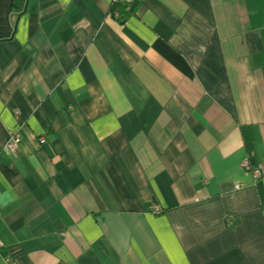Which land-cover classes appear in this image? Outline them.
<instances>
[{
    "label": "crops",
    "instance_id": "obj_1",
    "mask_svg": "<svg viewBox=\"0 0 264 264\" xmlns=\"http://www.w3.org/2000/svg\"><path fill=\"white\" fill-rule=\"evenodd\" d=\"M111 2L0 0V264H264V0Z\"/></svg>",
    "mask_w": 264,
    "mask_h": 264
},
{
    "label": "built area",
    "instance_id": "obj_2",
    "mask_svg": "<svg viewBox=\"0 0 264 264\" xmlns=\"http://www.w3.org/2000/svg\"><path fill=\"white\" fill-rule=\"evenodd\" d=\"M111 16L117 20L122 26L128 24L137 23L135 16L133 15L131 0H112L111 2ZM21 135L18 131L11 132L9 135V140L4 147L5 151L11 154H15L20 147ZM41 145H45V141H40ZM242 169L245 173L250 175L256 182L264 179V165L261 167L254 168L249 162H244L242 164ZM238 189V187H236ZM4 246L0 241V252H3Z\"/></svg>",
    "mask_w": 264,
    "mask_h": 264
},
{
    "label": "water",
    "instance_id": "obj_3",
    "mask_svg": "<svg viewBox=\"0 0 264 264\" xmlns=\"http://www.w3.org/2000/svg\"><path fill=\"white\" fill-rule=\"evenodd\" d=\"M127 28L133 32H137L139 30V27L133 24H128Z\"/></svg>",
    "mask_w": 264,
    "mask_h": 264
},
{
    "label": "bare ground",
    "instance_id": "obj_4",
    "mask_svg": "<svg viewBox=\"0 0 264 264\" xmlns=\"http://www.w3.org/2000/svg\"><path fill=\"white\" fill-rule=\"evenodd\" d=\"M135 25H136V26H138V27L140 26L138 22H137V23H135ZM125 27H126V26H125Z\"/></svg>",
    "mask_w": 264,
    "mask_h": 264
}]
</instances>
